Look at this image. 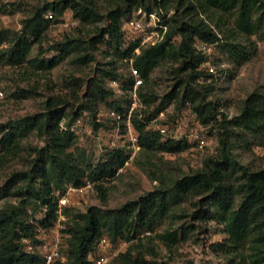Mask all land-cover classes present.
<instances>
[{
	"label": "trees",
	"instance_id": "trees-1",
	"mask_svg": "<svg viewBox=\"0 0 264 264\" xmlns=\"http://www.w3.org/2000/svg\"><path fill=\"white\" fill-rule=\"evenodd\" d=\"M137 10L148 13L162 11L165 16L169 11L173 13L167 22L165 39L156 45L143 47L141 53L135 55L136 45L125 46L123 19ZM67 11L80 20V26L101 21H106V25L98 28L90 40L77 37L55 42L50 48L54 52L51 58H30L35 44L40 46L39 54H45L42 41L47 30ZM49 12L54 18H46ZM214 14L220 16V20L227 15L234 18L230 38L236 39L237 35L250 38L264 32V0H122L115 2V6L106 13L101 12L95 0H53L36 8L25 19L20 31H0V44L5 41L9 44L0 50V66L30 65L38 70H49L81 50L83 55L79 60L90 63L95 59L92 51L99 48L113 59L124 61L133 58V66L143 78L138 89L139 101L147 108H136L131 115L140 136L142 152L175 154L192 144L186 137L179 140L164 138L158 130L148 128L164 106L157 107L154 113L149 111L154 100L146 91V84L154 69L164 60L179 63L177 72L185 74L169 101L182 91L183 101L189 104L198 123L204 128L216 123L220 131L221 154L208 159L196 173L176 180L170 188L150 192L116 211H104L93 206L86 213H73L69 207L62 208L68 217L62 229L67 261L55 264H93L89 255L102 237L114 243L121 240L130 243L127 250L120 252L109 264H154L146 259V255H156L155 248L147 247V244L157 241L171 248L182 239L184 231L168 228L154 235L145 232L150 231L156 216H167L169 204L187 196H201V202L209 201L215 211L208 213L207 218L224 225L233 252L240 253V248L249 242V251L241 255L244 264H264V168L251 170L233 153V137L239 136L237 129L242 131L241 134H250L254 138L264 134V94H252L240 115L234 119H228L218 111L213 101H207L211 89L206 83V74L212 73L201 65L210 59V55L200 51L198 43L203 41L216 46L222 43L220 47L228 50L238 64L250 58L247 47L228 39L224 41L204 17L213 22ZM85 44L88 46L84 47ZM108 65L110 68L104 69L102 78L94 83L91 100L81 105L72 116L49 102L46 113L29 118L16 129L5 131L1 127L0 154L4 153L0 159L15 156L19 139L33 129L47 133L49 138L47 144L38 150L33 166L15 176L14 194L22 199L20 208L26 206L29 210V221L22 223L15 207L0 213V264H40L41 254L27 251L22 240L29 238L35 241L38 226L50 228L55 224L59 210L57 194L65 193L69 186L82 187L88 180L104 197L105 190L98 183L114 178L129 158L127 146L111 149L105 146V151L94 162L93 151L78 144L79 136L69 129L76 120L85 116L95 134L118 126L123 129V120L131 106L133 80L128 64V75L119 71L114 61ZM111 81H117L118 87L112 86ZM178 87L181 91L177 90ZM100 103L107 107L105 117L100 113L103 109L98 110ZM118 115L122 117L120 121L116 117ZM61 122L66 128L61 127ZM163 198H167L168 203H163Z\"/></svg>",
	"mask_w": 264,
	"mask_h": 264
},
{
	"label": "rangeland",
	"instance_id": "rangeland-1",
	"mask_svg": "<svg viewBox=\"0 0 264 264\" xmlns=\"http://www.w3.org/2000/svg\"><path fill=\"white\" fill-rule=\"evenodd\" d=\"M49 1L53 0H0V31H20L25 19L36 8ZM95 1L101 12L106 13L115 6V2L122 0ZM137 12L138 10L132 14ZM68 13L72 14L70 11ZM204 17L225 39L224 41L228 39L241 43L250 53L248 61L238 64L228 50L220 47L221 43L209 57V61L216 68V74H206V83L211 89L207 101H213L218 111L228 119H234L240 115L246 100L252 94H264V32L250 38L237 35L236 39H233L230 38V30L233 29L234 18L227 15L220 20V16L214 14L212 22ZM60 19H55L58 23L49 27L42 41L45 54L40 55V46L35 44L30 58L38 56L40 59L51 58L54 52L50 48L55 42L77 37L90 40L98 28L106 25V21H101L85 27L80 25L65 27L61 25ZM8 46L5 41L0 44V50ZM87 46L85 44L84 47ZM102 50L103 48H99L92 51L95 59L90 63L79 60L83 50L74 52L49 70H38L30 65L22 67L1 65L4 98L0 100V129L1 127H4L5 131L16 129L29 118L46 113L49 102L63 109L66 115L72 116L81 105L91 100L94 83L102 78L104 69L110 68L109 62L114 61L119 71L128 75V67L124 61L108 57ZM201 67L208 69L206 62ZM177 69L179 63L161 61L146 84V91L151 93V99L154 100L149 111L154 113L157 107L164 106L162 112L151 121L149 129L157 130L155 128L157 125L168 124L172 133L186 131L190 107L183 101L181 87L177 88L181 94L169 101L173 90L184 79L185 74L178 73ZM101 108L103 110L100 113L105 117L107 107L100 103L98 110ZM137 108L147 109L141 103ZM85 113L89 117L88 112ZM199 128H203L208 136V145L204 148H199L191 142L187 149L175 154L142 152L140 149L134 160L118 170L114 178L98 183L105 190L104 197L93 184L90 189L70 192L69 203L64 207L71 208L73 213H86L93 206H98L104 211H116L130 201L139 200L153 191L170 188L176 180L196 173L204 167L208 159L218 157L222 152L218 125L211 123L205 128L199 125ZM113 130L112 128L109 133H102L104 135L102 140H98V134L92 131L91 135L79 137L78 144L93 151L95 162L105 151L104 147L111 138L116 136V139L124 144L121 135H116ZM237 131L239 136L236 134L233 137L235 157L251 170L264 168V134L254 138L250 134H241L242 131L239 129ZM48 138L47 133L33 129L19 139V148L15 156L0 159V213L15 207L22 223L29 221L27 218L29 210L26 206L20 208L22 199L14 194L15 176L18 177L20 173L28 171L33 166L38 150L47 144ZM3 153L4 151L0 157H3ZM202 199L201 196L181 197L177 202L168 205L167 216L154 218L149 233L154 235L171 228L184 231V234L171 248L157 241L147 244V247L150 245L156 251V255L147 253L148 261L154 264H244L241 255L249 251L247 248L249 242L240 248V253L233 252L224 225L207 218L208 213L214 212L215 209L211 207L209 201L201 202ZM162 202L168 203L167 198H163ZM67 220V215L62 212L54 225L65 228L64 223ZM129 245L128 241L121 240L115 243L114 251L124 252Z\"/></svg>",
	"mask_w": 264,
	"mask_h": 264
},
{
	"label": "built area",
	"instance_id": "built-area-1",
	"mask_svg": "<svg viewBox=\"0 0 264 264\" xmlns=\"http://www.w3.org/2000/svg\"><path fill=\"white\" fill-rule=\"evenodd\" d=\"M173 11H169L167 16L164 12H152L148 13L143 10H139L137 13L129 15L123 19V29L125 32V46L136 45L134 54L140 53L143 47H148L156 45L162 42L168 32V19L172 15ZM46 18H54L53 13L49 12ZM61 25L65 27L78 26L80 20L69 14L68 11L61 17ZM200 51H204L208 55L214 52L216 44L208 42H199L197 45ZM210 60V59H209ZM207 61V70L213 75L216 74V68L211 61ZM124 62L128 64L130 70V76L133 80L132 89L130 91L131 106L127 111L126 117L123 120V129L121 127H116L113 131L116 135H121L120 137L124 141V144L120 143L116 136L111 138L108 144H106L107 149L117 148L120 146H127L129 149V158L126 160L125 165H128L134 160L137 153L141 149L140 136L137 132L134 124L131 120V115L133 111L138 107L140 101L138 96V89L143 84V78L140 72L133 66V58H126ZM110 84L114 87H118L117 81H111ZM4 98V91L1 84V66H0V100ZM115 116V113H112ZM120 121L121 116H116ZM188 124L186 131L183 133H172L171 128L168 124L157 125L155 128L164 138L182 139L186 137L193 145L204 148L208 145V136L204 132L203 128H199V123L197 121L194 112L189 110L188 113ZM198 125V126H197ZM61 127L66 128L64 122H61ZM70 130L74 131L79 137L88 136L92 134L91 124L88 118L80 117L76 122L69 127ZM110 130L102 129L98 133V140H102L104 135L102 133H109ZM121 170V168L119 169ZM93 183L86 181L82 187H67L65 193L57 194L59 201V217L62 215V208L69 203L70 192H79L85 189L92 188ZM63 228L58 225H54L50 228H42L38 226L35 233V241L33 239L24 238L22 241L27 251L35 252L38 251L41 254L42 261L40 264H55L64 263L67 261L66 245L63 238ZM147 234H150L149 232ZM115 243L111 242L108 238L102 237L96 243V249L90 253L89 260L93 264H109L119 252L114 251Z\"/></svg>",
	"mask_w": 264,
	"mask_h": 264
}]
</instances>
